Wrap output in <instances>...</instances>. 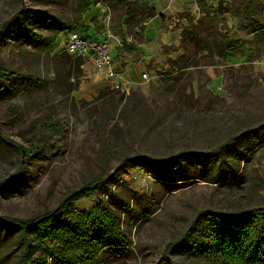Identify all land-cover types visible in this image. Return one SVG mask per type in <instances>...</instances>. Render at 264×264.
I'll return each mask as SVG.
<instances>
[{"label":"rangeland","instance_id":"1","mask_svg":"<svg viewBox=\"0 0 264 264\" xmlns=\"http://www.w3.org/2000/svg\"><path fill=\"white\" fill-rule=\"evenodd\" d=\"M129 1L131 21L122 0L84 12L80 0H0V70L9 73L0 74V217L41 219L72 192L104 181L68 208L69 229L43 242L33 264H205L169 245L205 212L264 207V143L256 147L264 136L236 137L264 123V40L239 26L264 25V0ZM151 7L156 16L143 20ZM60 26L75 33L83 26L82 36L106 42L122 68L139 55L149 60L124 92L114 90L64 53L65 32L52 44ZM191 26L204 39L200 52L181 40ZM220 36L244 41L242 51L217 56ZM233 137L216 160L199 158ZM183 153L198 157L156 170L157 161ZM142 156L152 163L120 168ZM91 212L110 226L109 246L97 225L91 239L74 230ZM20 234L0 230V264H22Z\"/></svg>","mask_w":264,"mask_h":264},{"label":"trees","instance_id":"2","mask_svg":"<svg viewBox=\"0 0 264 264\" xmlns=\"http://www.w3.org/2000/svg\"><path fill=\"white\" fill-rule=\"evenodd\" d=\"M104 0H80V9L84 12L88 10L92 5H96ZM124 6V13L127 14L129 21L135 18V11L132 8L129 0H122ZM248 6L251 5V1L247 2ZM246 9V8H245ZM24 13L18 14V20L23 17ZM154 8H149L143 20L155 17ZM8 24V23H7ZM7 24L4 26L6 27ZM19 26L25 30L29 37L40 38L36 34L32 33L21 21L18 22ZM240 29L247 33H254L256 36H260L264 40V25L258 23L251 25H243L240 22ZM252 26V27H251ZM69 27H58L55 36L51 39L52 44L55 37L62 33L72 32ZM79 35H85L87 29L83 26L76 30ZM200 29L196 26L189 27L181 34L182 42L188 40L192 44L195 51L200 52V43L204 41L199 37ZM244 41L230 40L227 36H220V42L214 44L218 46L217 56L227 55L235 56L240 50L243 49ZM65 53V52H64ZM70 56V55H69ZM77 66L83 65V60L76 57ZM1 76H8L9 73L0 70ZM12 76V75H11ZM264 136V123L256 128L245 130L241 135L236 137H263ZM236 138H231L223 146L209 151L204 156H199L201 159L207 161L216 160L217 155L221 154V151L234 145ZM264 141H260L256 144V147L262 145ZM255 147V148H256ZM253 148V149H255ZM252 149V150H253ZM249 150V153L252 151ZM197 155L196 153H183L182 155H176L167 159L160 160L154 163L156 170H171L175 171L179 168L180 164L190 156ZM198 157V155H197ZM246 156L241 157L244 160ZM151 162L150 157H131L124 158L121 161L120 168L128 167H140L145 166ZM233 176V175H232ZM221 182V181H219ZM96 185V187H95ZM104 186V181H97L91 184L85 185L79 190L72 192L64 200H62L59 207L45 215L41 222H38L39 218L32 221L13 220L10 218L0 217V230L7 228H17L21 231V242L24 246L22 252V264H33L31 257L35 255L39 250L43 242L49 240V238L57 231L69 229L68 223L64 219V214L68 208L77 202L80 198L90 195L92 192L98 191ZM142 216L148 218L149 215ZM104 218H97V215L93 212L86 214L81 222H77L74 230L80 229V234L85 238H93V227L98 226L97 234L102 242L107 245L110 241L108 233H110V226L107 227ZM36 223V224H35ZM77 228V229H76ZM28 233L35 234L33 238L27 237ZM93 235V236H92ZM33 239V240H32ZM35 239L37 241H35ZM169 251L175 254H186L196 257L200 260H204L205 264H264V207L244 210L233 215H223L220 213L205 212L201 215V221L194 223L191 230L181 240L169 245ZM70 262H67L69 264ZM76 264V261L71 262Z\"/></svg>","mask_w":264,"mask_h":264},{"label":"built area","instance_id":"3","mask_svg":"<svg viewBox=\"0 0 264 264\" xmlns=\"http://www.w3.org/2000/svg\"><path fill=\"white\" fill-rule=\"evenodd\" d=\"M62 50L68 55L80 58L90 64L94 73L103 76L102 80L113 81L112 89L122 92L127 89L129 82L125 79L126 75L116 72L106 42H98L78 33L68 32L64 36ZM140 80L142 82L147 80V75L142 74Z\"/></svg>","mask_w":264,"mask_h":264},{"label":"crops","instance_id":"4","mask_svg":"<svg viewBox=\"0 0 264 264\" xmlns=\"http://www.w3.org/2000/svg\"><path fill=\"white\" fill-rule=\"evenodd\" d=\"M167 2L166 1H163V5H165ZM168 5H170V7H171V2H168L167 3ZM162 5V6H163ZM156 7H158L157 6V4H156V6H155V8ZM165 10V8L163 9V11ZM158 14H163V13H161V12H159L158 11ZM154 23H156V28L158 27V23L156 22V21H154L153 23H152V27H151V29L150 30H152V31H154V32H157L156 30V28L154 29L153 28V24ZM174 24H172L169 28L173 31L174 30ZM178 31H180V30H178ZM179 37V36H178ZM141 48H146V44L145 45H143V46H141ZM141 53V52H140ZM140 57H141V61L138 63V64H135V65H131L130 63H128V61L127 60H125V63L127 64L126 66H125V68H122L120 65H121V63L119 62V63H115L114 62V60H113V63H114V66H115V70H116V72L118 73V74H125L126 75V80L129 82V83H131L132 81H134V78H135V76H137L138 75V72L140 71V69H142L143 67H144V62L142 61V60H144V61H146L147 62V60H149V57H150V54L149 55H139ZM113 58H115V55H113ZM105 82V81H104ZM104 84H106L107 85V81L104 83ZM108 84H113V81H111V82H108Z\"/></svg>","mask_w":264,"mask_h":264},{"label":"water","instance_id":"5","mask_svg":"<svg viewBox=\"0 0 264 264\" xmlns=\"http://www.w3.org/2000/svg\"><path fill=\"white\" fill-rule=\"evenodd\" d=\"M43 219H44V218L39 219V220L37 221V223H38V222H41ZM35 224H36V223H35Z\"/></svg>","mask_w":264,"mask_h":264}]
</instances>
